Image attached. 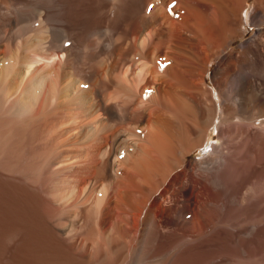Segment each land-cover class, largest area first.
I'll return each instance as SVG.
<instances>
[{
	"label": "bare ground",
	"instance_id": "bare-ground-1",
	"mask_svg": "<svg viewBox=\"0 0 264 264\" xmlns=\"http://www.w3.org/2000/svg\"><path fill=\"white\" fill-rule=\"evenodd\" d=\"M263 117L264 0H0V264H264Z\"/></svg>",
	"mask_w": 264,
	"mask_h": 264
},
{
	"label": "rangeland",
	"instance_id": "rangeland-1",
	"mask_svg": "<svg viewBox=\"0 0 264 264\" xmlns=\"http://www.w3.org/2000/svg\"><path fill=\"white\" fill-rule=\"evenodd\" d=\"M251 9H252V6H250L249 10H251ZM255 33H256V29H255L254 27L249 26L246 35H245L243 38L238 39L237 41H235V43H234L232 46H236V45L240 44L242 41L249 39V38L252 37ZM215 66H216V62L214 63V65L211 66V70H213ZM207 78H209V75H208ZM263 119H264V117H263ZM236 120H239V117H236ZM217 140H218L217 132H216L215 130H212V134H211V136H210V138H209V142H215V141H217ZM263 149H264V147H260V149H259V151H258V152H260V157H258L259 155H257V159H256V162H257V163H254V164L252 165L251 170H252L254 167H255V168H259L260 165H264V150H263ZM261 150H262V151H261ZM262 153H263V154H262ZM193 155L199 157V155H198L197 152L194 153ZM260 159H262V161H261ZM259 160H260V161H259ZM261 162H262V163H261ZM260 163H261V164H260ZM243 171H245V172H243ZM242 172H243L244 174H243ZM248 172H249V171H247L246 169L242 170V171H241V174H239V178H240V176H241V178L244 177V175L247 174ZM263 179H264V178H257V179H256V189H255V190H256V192H257L258 195H261V194H262L261 192H263L262 190H264V180H263ZM260 183H262V184H260ZM258 208H262L261 203H260L259 205L256 206V211H257ZM242 259H243V260H242ZM245 260H247V258H245L243 255H240V256L238 257V261H237L238 263H237V264H257L256 262H258L259 259L256 258V259H253V260H250V261H249V259H248L247 261H245ZM243 261H244V262H243ZM248 261H249V262H248ZM259 264H260V262H259Z\"/></svg>",
	"mask_w": 264,
	"mask_h": 264
}]
</instances>
